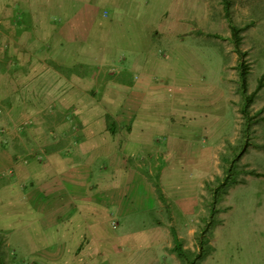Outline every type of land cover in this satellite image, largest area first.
Returning <instances> with one entry per match:
<instances>
[{"label": "rangeland", "instance_id": "obj_1", "mask_svg": "<svg viewBox=\"0 0 264 264\" xmlns=\"http://www.w3.org/2000/svg\"><path fill=\"white\" fill-rule=\"evenodd\" d=\"M79 1H95L106 12L92 33L100 40L96 45L91 38L62 43L54 16L34 23L32 12H0V163L4 153L12 162L0 172L4 264H60L62 259L58 251L57 257L32 254L50 243L38 232L33 210L14 200L28 189L22 181L27 172L21 170L27 159L32 156L40 164L32 175L43 181L41 165L49 152L98 160L116 144L115 152L126 155L129 168L142 170L154 188L151 210L136 215L140 223L133 216L127 226L148 233L150 249L118 248L117 256L98 252L92 262L81 264H105V257L110 264L124 259L130 264H264V0H128L127 7L135 4L138 12H168L166 26H179L178 36H159L168 40L159 51L163 58L172 44L178 54H188L172 65L166 58L161 75L166 76L157 81L164 90L143 97L116 91L146 64L131 60V51L118 46L128 18V9L120 11L125 0ZM106 24L105 32L101 26ZM49 61L64 68L65 75ZM121 61L128 62V70L124 64L114 66ZM76 64L79 75L69 72ZM53 71L58 78L37 79ZM67 86L70 93L64 91ZM12 99L24 106L12 105ZM127 121L128 128L119 125ZM140 151L142 159L135 162ZM163 165V172L157 170ZM107 175L120 185L127 170ZM225 181L226 193L216 194ZM104 186L103 181L100 189ZM109 228L118 231L114 222ZM172 229L183 258L174 251ZM71 264H80L79 258Z\"/></svg>", "mask_w": 264, "mask_h": 264}, {"label": "crops", "instance_id": "obj_2", "mask_svg": "<svg viewBox=\"0 0 264 264\" xmlns=\"http://www.w3.org/2000/svg\"><path fill=\"white\" fill-rule=\"evenodd\" d=\"M128 2L131 1L125 0L126 7L124 9L122 7L120 10L121 12L126 9L129 11H126L128 18L123 23L125 36H121V40L124 39V42L120 40L121 43L118 46L123 44L131 51V60L138 58L146 61V64L141 66L142 71L137 69L141 73H138V76L135 75L129 85H118L119 88H116V91H124L127 96L131 97L133 95L137 97L154 96L155 94L157 96L160 90H164V87L159 85L157 81L166 76H161L164 64L168 63L165 62L166 58L171 59L169 64L172 65L174 61L180 62L178 59L187 58L188 54H178L176 46L172 44L169 46L174 47L173 50L170 51L169 56L163 58L159 51L166 47L165 42L168 40L164 38L160 40L159 36L164 35V32L178 36L179 31L177 29L179 26L176 23L172 24L171 27L166 26L164 20L165 15L168 16L166 11L158 13L138 12L139 7L132 3L127 7ZM15 9L18 12L29 13V15L32 12L34 23L38 18H52V16L58 18L59 24L57 22L54 24L58 25L56 33L61 37L62 43L66 44L68 42L84 43L89 38L92 39L93 45L99 43L100 40H95L96 37L92 33L97 27L98 21L105 19L106 15L102 5L95 1L29 0L27 2L26 0H0V12H16ZM115 17H120L117 12ZM133 18L141 21L137 22ZM145 18H148L150 23L145 25ZM108 27L107 24L104 27L101 26L105 32ZM51 29H55V26ZM154 35L158 36L156 41H154ZM112 49L110 47L109 54L112 53ZM175 58L176 60H174ZM126 63L128 62L121 61L114 63V66L124 64L122 69L128 70ZM129 65L131 66V64ZM131 71L132 74L136 73L135 68H130ZM39 74L37 79L41 78V75L45 77L51 75L58 78L54 71L52 74ZM68 89L69 86L64 91L66 92ZM67 92L70 93L71 91ZM12 97L14 94L11 95ZM11 104L15 106L20 103H16L12 99ZM20 105L21 107L24 106L23 104ZM30 109L32 108L28 110ZM119 125L128 128L130 123L129 121L121 122ZM140 126L144 129H151L147 124H140ZM135 140L138 141V138ZM115 146L118 145L112 146L109 153L104 155L102 159L97 158L98 160L85 158L82 153L69 158H66V155L59 157V154H53L51 151L47 155L48 158L46 157L44 165H41L46 174L43 181L37 175H32V171H37L40 164L32 160V156L27 159L24 164L27 167L21 170L27 172V176H23L22 181L28 186V189L22 194L24 196L21 199L14 200L18 201L20 206L33 210L32 219L39 224L38 232H42L44 237L39 235L46 243H50L39 252L32 253L34 256L43 254L45 257L47 255L48 257H57L55 255L58 251L62 257L60 264H71L75 257L79 258L81 264L82 262H92L91 260L98 252L105 254V256H109L110 253L117 256L118 248L133 249L134 252L150 249L149 234L143 233V231H134L131 228L127 229V226L134 223L131 222L133 216L135 217L134 221L140 223L137 221L136 215L145 214L151 210L154 188L147 182L142 170H138L135 166L129 168L126 163V155L115 152L117 151ZM141 151L139 155H136L138 159L135 162L141 161ZM8 155L6 153L1 154L3 161L0 163V172L11 168L12 162L9 160L11 156ZM148 157L152 159V155ZM155 158L160 160L157 155ZM132 160L133 158H131ZM146 160L147 158H145ZM122 169L127 170L125 182L120 183V185L112 184L113 180L107 177L108 171L115 173ZM157 170L163 172L164 165L161 166V169L158 167ZM157 172L154 176L157 175ZM31 181L34 182L33 188H31ZM103 181L105 186L100 189V184ZM37 210H43L44 215L40 217L39 214L38 216ZM144 221L147 224V220ZM113 222L118 229L116 233L109 231ZM105 258H107L105 264H110L108 257ZM130 262L131 259H124L122 264H130Z\"/></svg>", "mask_w": 264, "mask_h": 264}, {"label": "trees", "instance_id": "obj_3", "mask_svg": "<svg viewBox=\"0 0 264 264\" xmlns=\"http://www.w3.org/2000/svg\"><path fill=\"white\" fill-rule=\"evenodd\" d=\"M24 17H26V16H24ZM24 21V20H23ZM235 32H236V29H234L233 30V33H234V35H235ZM50 65H51V67L55 70V71H57V72H59V73H61V74H64L65 73V71L66 70H64V68H62V67H60V66H57L55 63H53V62H48ZM81 66H80V64H76L73 68H71L70 70H69V72H72V73H75V74H78L79 75V68H80ZM65 75V74H64ZM243 77V76H242ZM243 89H245V85L243 86ZM105 121H106V124H107V127H108V130L109 131H111V132H113V128L111 129V127H113V125H114V123H113V121L109 118V116H106L105 117ZM225 186H227L226 185V181H225V183H223V184H221V186H219L217 189H218V191H216L215 193L216 194H218V193H223V194H225L226 193V191L224 190V187ZM218 192V193H217ZM218 198H219V196H215L214 198H213V204H215L216 203V201H218ZM171 235H172V237H173V242H174V251H175V253L180 257V258H183L184 257V254H183V252H182V248H181V243H180V241H179V239H178V237H177V235H176V233H175V231L172 229L171 230ZM5 247V237L4 236H1L0 235V264H4V252L2 251V247Z\"/></svg>", "mask_w": 264, "mask_h": 264}]
</instances>
